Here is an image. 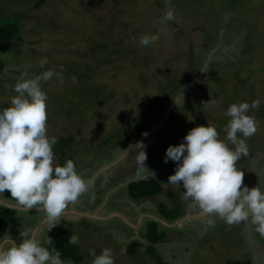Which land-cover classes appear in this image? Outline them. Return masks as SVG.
<instances>
[{
  "label": "rangeland",
  "instance_id": "1",
  "mask_svg": "<svg viewBox=\"0 0 264 264\" xmlns=\"http://www.w3.org/2000/svg\"><path fill=\"white\" fill-rule=\"evenodd\" d=\"M169 7L175 19L163 23ZM5 20L18 22L20 33L0 56V106H10L22 73L31 77L52 69L53 77L41 81L48 97V135L73 140L67 160L81 176L87 166L96 173L112 164L137 173L134 152L125 156L119 147L143 142L145 164L154 175L147 169L144 174L158 178L162 188L152 201L182 203L196 215L182 198V185L168 184L177 165L164 163L167 147L207 122L230 146L228 104L258 100L259 108L248 113L257 131L244 138L248 154L236 166L245 185L264 189V0H48L39 8L32 0H0V23ZM152 34L159 36L153 45L139 46L140 37ZM192 72L196 77L180 92L188 89L183 102L171 108L173 101L160 117L156 100L168 102L169 81ZM87 85L99 88V103L87 100L93 94ZM141 132L147 135L139 137ZM55 163L61 165L59 155ZM186 229L189 240L183 235L187 244L175 252L187 258L179 257L185 262L179 264H264V236L248 222L228 226L217 218L208 227L194 218ZM109 241L104 248L112 250L115 264H163L160 255L157 261L144 253L131 257L127 248L122 253Z\"/></svg>",
  "mask_w": 264,
  "mask_h": 264
},
{
  "label": "clouds",
  "instance_id": "2",
  "mask_svg": "<svg viewBox=\"0 0 264 264\" xmlns=\"http://www.w3.org/2000/svg\"><path fill=\"white\" fill-rule=\"evenodd\" d=\"M160 19L163 23L173 21L174 10L167 8ZM158 39L157 34L144 35L138 44L148 47ZM40 63L46 64L47 57ZM53 75L52 69L31 77L22 73L13 87L17 95L12 96L10 106L0 109V193L8 191L24 210L43 211L48 223L64 215L70 205L89 191L91 183L77 172L72 159L63 166L55 163L53 149L57 138L48 135V97L41 87V81H48ZM55 75L59 79L60 74ZM182 96L183 92L173 101L178 104ZM259 104L253 100L228 106L225 115L230 119L225 139L234 147L221 140L215 125L207 122L206 126L192 128L178 145L166 149L164 163L171 160L177 165L174 174L168 177V184L178 188L182 185L185 189L182 198L208 227H214L217 218L228 226L248 222L264 236V189L259 184L252 188L245 185L244 172L236 166L248 154L244 138L257 131L256 120L248 113L250 109H258ZM144 147L143 142L130 144L125 150L119 147L125 156L130 150L134 152L138 176L145 169L150 172L145 164ZM75 241L72 235L70 243ZM50 243L49 237L40 241L35 235L19 244L0 239V264H67L60 250L46 247ZM90 254L91 264H115L110 248L102 249L99 255L90 250Z\"/></svg>",
  "mask_w": 264,
  "mask_h": 264
},
{
  "label": "crops",
  "instance_id": "3",
  "mask_svg": "<svg viewBox=\"0 0 264 264\" xmlns=\"http://www.w3.org/2000/svg\"><path fill=\"white\" fill-rule=\"evenodd\" d=\"M109 167L112 168L101 167L95 173L94 167L87 166L82 177L91 181L89 191L52 223L46 221L43 211L37 212L35 208L24 210L17 206L15 200L8 199L6 192L0 193V209L6 207L14 212L13 219H6L7 214H0V239L14 240L19 244L33 235L40 241L49 237L52 243L46 247L60 250L61 258L66 260L67 264H91L93 256L90 250L99 255L108 239L122 253L126 252L127 248L131 257H139L144 253L145 258L149 254L156 261L160 255L163 264H179L180 261L185 263L184 258L187 257H184L183 252L179 253L185 243L183 237L189 240L190 235L186 226L191 215L185 206L179 203L184 210L180 218L172 221L169 214L173 213H169V210H175L174 203L169 205L167 202L159 206L152 201L159 197L161 192L152 197L135 198L129 190V184L135 182V179L155 180L147 175L149 172L144 174L148 178H140L136 176L137 173L132 175L128 171L123 172L118 165ZM174 233H178L176 240L172 237ZM72 235L76 237L74 243H70ZM169 249L173 253L177 250L179 252L172 255L169 254ZM195 250H191V256ZM179 257L184 258L178 261Z\"/></svg>",
  "mask_w": 264,
  "mask_h": 264
},
{
  "label": "trees",
  "instance_id": "4",
  "mask_svg": "<svg viewBox=\"0 0 264 264\" xmlns=\"http://www.w3.org/2000/svg\"><path fill=\"white\" fill-rule=\"evenodd\" d=\"M48 0H32L34 2L35 6L37 8L43 6ZM20 33V28L18 22L15 21H9L5 20L2 23H0V56L7 54L10 50V44L18 38ZM197 73L192 72L189 76L187 77H181L179 82L174 81V79H171L169 81V86L171 87V92H169V97H168V102L167 103H161L162 99H157L156 102L158 105V114L160 117L163 115L166 107L175 100L179 93L181 92L182 88L193 82L194 78L196 77ZM86 79V78H85ZM87 88L89 89L88 91L92 92V96L87 95V100H91L95 103H99L100 100H102V94L100 93V90L98 87L93 86L92 89L87 85ZM84 89H79V93L84 92ZM90 96V97H89ZM188 97V96H187ZM233 101H230L228 106L230 104H233ZM5 107H8V105H1L0 109H3ZM145 132H141L139 137L143 136ZM73 140L71 138H62L57 141V143L54 146V154L59 155V158L61 160V166L64 165L68 158V148L71 147ZM231 147V145L229 146ZM70 158V157H69ZM160 183L156 180H150V181H145V180H139L135 181L129 184V190L131 194L135 198H146V197H152L156 196L161 192V186L159 185ZM7 194V198L14 200L8 191H5ZM175 210H169V213H173L172 215L169 214V219L172 221L176 220V218H180L182 215V210H184L180 204L175 206ZM6 212V213H5ZM7 214L6 219H13V211H9L6 207H2L0 209V214ZM177 216V217H176Z\"/></svg>",
  "mask_w": 264,
  "mask_h": 264
},
{
  "label": "water",
  "instance_id": "5",
  "mask_svg": "<svg viewBox=\"0 0 264 264\" xmlns=\"http://www.w3.org/2000/svg\"><path fill=\"white\" fill-rule=\"evenodd\" d=\"M187 92H188V89L183 93L182 98L185 96V94H187ZM176 104H177V103L174 102V103L172 104V107H171V108L175 107ZM155 129H156V128H155ZM145 137H146V136H145ZM145 137H144V138H145ZM144 138H142V139H144ZM112 165H113V164H112ZM109 166H111V165H109ZM109 166H107L108 169L110 168ZM191 217H194V218H195V217H197V216H196V215H192Z\"/></svg>",
  "mask_w": 264,
  "mask_h": 264
},
{
  "label": "flooded vegetation",
  "instance_id": "6",
  "mask_svg": "<svg viewBox=\"0 0 264 264\" xmlns=\"http://www.w3.org/2000/svg\"><path fill=\"white\" fill-rule=\"evenodd\" d=\"M191 216H192V215H191ZM191 216H190V218H191V219H194V217H191ZM189 220H190V219H189ZM176 222H178V221H176ZM176 222H175V223H176ZM175 223H174V224H175Z\"/></svg>",
  "mask_w": 264,
  "mask_h": 264
}]
</instances>
